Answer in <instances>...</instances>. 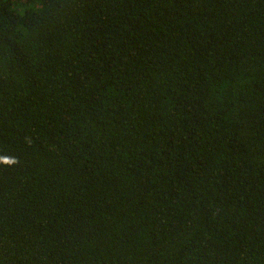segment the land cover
<instances>
[{
    "label": "trees",
    "instance_id": "1",
    "mask_svg": "<svg viewBox=\"0 0 264 264\" xmlns=\"http://www.w3.org/2000/svg\"><path fill=\"white\" fill-rule=\"evenodd\" d=\"M0 264H264V0H0Z\"/></svg>",
    "mask_w": 264,
    "mask_h": 264
}]
</instances>
